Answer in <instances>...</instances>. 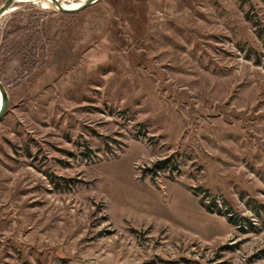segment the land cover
I'll return each mask as SVG.
<instances>
[{
  "label": "rangeland",
  "instance_id": "1",
  "mask_svg": "<svg viewBox=\"0 0 264 264\" xmlns=\"http://www.w3.org/2000/svg\"><path fill=\"white\" fill-rule=\"evenodd\" d=\"M0 81V264H264V0L15 2Z\"/></svg>",
  "mask_w": 264,
  "mask_h": 264
},
{
  "label": "water",
  "instance_id": "2",
  "mask_svg": "<svg viewBox=\"0 0 264 264\" xmlns=\"http://www.w3.org/2000/svg\"><path fill=\"white\" fill-rule=\"evenodd\" d=\"M53 3L55 4L56 7V11L60 12V13H68V14H72V13H77L80 12L84 9H86L87 7L97 3L99 0H86L85 2L82 3V5H80L78 8L76 9H64L62 7L63 4H61L59 2V0H52ZM16 2V0H6V2L0 7V19L11 9L12 5ZM0 91L2 94V107L0 109V121L3 117V115L6 112L7 106H8V101H9V96L7 93V90L5 88V86L2 84V82L0 81Z\"/></svg>",
  "mask_w": 264,
  "mask_h": 264
},
{
  "label": "bare ground",
  "instance_id": "3",
  "mask_svg": "<svg viewBox=\"0 0 264 264\" xmlns=\"http://www.w3.org/2000/svg\"><path fill=\"white\" fill-rule=\"evenodd\" d=\"M20 1H23V0H16V2H20ZM36 2H39L43 7L45 8H55V4L53 3L52 0H36ZM82 5V4H81ZM80 5H73V6H66V5H62V7L64 9H76L78 8ZM8 13V12H7ZM2 107V94H1V91H0V109Z\"/></svg>",
  "mask_w": 264,
  "mask_h": 264
},
{
  "label": "trees",
  "instance_id": "4",
  "mask_svg": "<svg viewBox=\"0 0 264 264\" xmlns=\"http://www.w3.org/2000/svg\"><path fill=\"white\" fill-rule=\"evenodd\" d=\"M167 162H168V161H162V162H160L159 164H160V166H163V165H166ZM157 167H158V166H157Z\"/></svg>",
  "mask_w": 264,
  "mask_h": 264
}]
</instances>
